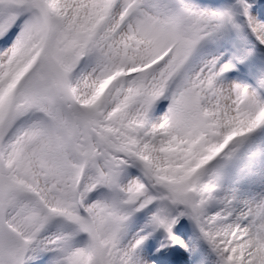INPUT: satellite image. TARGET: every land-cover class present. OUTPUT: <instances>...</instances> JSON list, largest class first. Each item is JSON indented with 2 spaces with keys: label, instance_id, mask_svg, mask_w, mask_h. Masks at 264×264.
Returning a JSON list of instances; mask_svg holds the SVG:
<instances>
[{
  "label": "snow or ice",
  "instance_id": "obj_1",
  "mask_svg": "<svg viewBox=\"0 0 264 264\" xmlns=\"http://www.w3.org/2000/svg\"><path fill=\"white\" fill-rule=\"evenodd\" d=\"M264 264V0H0V264Z\"/></svg>",
  "mask_w": 264,
  "mask_h": 264
},
{
  "label": "rangeland",
  "instance_id": "obj_2",
  "mask_svg": "<svg viewBox=\"0 0 264 264\" xmlns=\"http://www.w3.org/2000/svg\"><path fill=\"white\" fill-rule=\"evenodd\" d=\"M210 256L212 257V259L214 260V263H215V260H216L215 254L214 253H211Z\"/></svg>",
  "mask_w": 264,
  "mask_h": 264
},
{
  "label": "bare ground",
  "instance_id": "obj_3",
  "mask_svg": "<svg viewBox=\"0 0 264 264\" xmlns=\"http://www.w3.org/2000/svg\"><path fill=\"white\" fill-rule=\"evenodd\" d=\"M210 261H211V264H215V263H214V260L212 259L211 256H210Z\"/></svg>",
  "mask_w": 264,
  "mask_h": 264
}]
</instances>
